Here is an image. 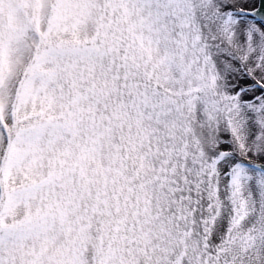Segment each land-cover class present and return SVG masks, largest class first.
<instances>
[{"label":"snow or ice","instance_id":"1","mask_svg":"<svg viewBox=\"0 0 264 264\" xmlns=\"http://www.w3.org/2000/svg\"><path fill=\"white\" fill-rule=\"evenodd\" d=\"M0 264H264V0H0Z\"/></svg>","mask_w":264,"mask_h":264}]
</instances>
